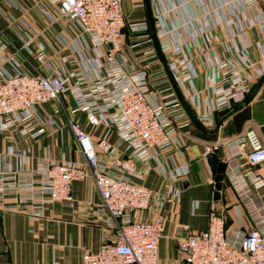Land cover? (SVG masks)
<instances>
[{
	"label": "built area",
	"instance_id": "obj_1",
	"mask_svg": "<svg viewBox=\"0 0 264 264\" xmlns=\"http://www.w3.org/2000/svg\"><path fill=\"white\" fill-rule=\"evenodd\" d=\"M150 1L169 69L199 122L212 129L215 114L231 111L264 75V0ZM123 3L0 0V134L20 126L23 136L45 135L57 122L40 107L69 95L68 125L84 159L39 158L29 170L31 158L10 148L9 155L21 161L14 169L0 167V209L31 207L29 217L39 220L54 203L72 208L73 184L91 179L100 196L99 220L114 237L98 251L84 249L82 264H161L162 213L167 201L179 199L176 178L188 174L184 164H162L160 155L175 149L181 156L185 131L193 125L157 58L145 1L131 0L142 14L134 22L127 21ZM125 34L133 52L124 48ZM199 68L206 74L203 89L194 83ZM100 128L104 132L96 138ZM226 144L225 175L254 227L229 234L224 217L212 209L206 231L180 230V258L168 264H264V202L252 191L263 188L264 179L245 175L239 162L245 157L250 166L264 164V145L252 132ZM213 152L207 147L202 156ZM154 169L171 180L163 191L144 184ZM8 197L14 204L5 202ZM146 212L154 217L140 219ZM241 217L235 207L239 224Z\"/></svg>",
	"mask_w": 264,
	"mask_h": 264
},
{
	"label": "crops",
	"instance_id": "obj_2",
	"mask_svg": "<svg viewBox=\"0 0 264 264\" xmlns=\"http://www.w3.org/2000/svg\"><path fill=\"white\" fill-rule=\"evenodd\" d=\"M31 17L36 20L38 26L45 24L36 11H33ZM249 35L252 41L256 40L254 31ZM198 70L194 83L196 88L203 89L206 74L200 68ZM66 98L57 101V104L50 102L40 107L43 115H48L57 122V127H48L45 135L38 138L23 136L20 126L0 134V167L14 169L19 165L21 160L9 155L10 148H16L31 158L26 167L29 170L36 168L39 158L55 161L64 159L80 164L84 162L68 125V120L72 118L70 107L73 106V101L69 95ZM225 116L226 113H216L215 126L208 130L213 131ZM80 118H83L82 115ZM103 132V128L98 129L95 132L96 138ZM251 132L264 145V85L255 99L226 119L215 135L206 134L192 126L185 131L181 156L175 149L160 155L162 164L177 167L184 164L188 169L186 176L176 178V186L179 183L181 191L179 199L175 202L167 201L162 213L165 231L160 245L161 264H166V261L178 256L177 239L184 234L180 232L181 229L191 232L208 229V215L212 209L224 217L227 233L234 234L240 229L247 232L252 230V215L247 207L241 204L225 174L219 191L220 198L215 199L216 181L207 159L202 156L207 147L216 148L215 153L219 155V160L225 162L230 157L226 142ZM110 139L118 142L115 133L111 134ZM241 150L246 154L249 146L245 145ZM239 162L245 165L242 171L245 175L252 173L264 179V164L250 166L245 157H241ZM144 184L160 192L171 185V180L166 179L158 169H154L144 180ZM252 191L264 202V187L260 190L252 187ZM72 194L75 201L72 208L54 203L39 220L29 217L31 207L10 211L0 209V264H82L84 249L98 251L103 243L111 240L114 237L112 231L99 220L97 211L100 196L92 180L74 183ZM5 202L14 204L15 199L8 197ZM235 207L242 213L241 227L235 219ZM153 217L154 214L147 212L139 215L142 220H151Z\"/></svg>",
	"mask_w": 264,
	"mask_h": 264
},
{
	"label": "water",
	"instance_id": "obj_3",
	"mask_svg": "<svg viewBox=\"0 0 264 264\" xmlns=\"http://www.w3.org/2000/svg\"><path fill=\"white\" fill-rule=\"evenodd\" d=\"M144 1H145L146 20L148 22L149 32H150V36H151V39L153 42L154 49L156 51L157 58L161 62V64L163 65V68L165 70L167 78H168L169 82L171 83V86H172V88L176 94V97H177L179 103L181 104V106L184 109L188 119L190 120V122L192 123L193 126H195L197 129H199L200 131H202L206 134L215 135L217 133V131L219 130L220 126H222V124L224 123V121L226 119L233 116L237 112L241 111L244 107L249 105L255 99V97L259 93L260 89L264 85V75L254 85V87L252 88L250 93L240 103L236 104L230 112H228L226 114V116L218 123L217 127L213 131L208 130L205 126H203L199 122V120L195 116L192 108L190 107V105L188 104L186 99L184 98L178 84L176 83V81L174 79V76L172 75V73L169 69L168 63H167L165 56L161 50V47H160V44H159V41L157 38V32H156L155 21H154L153 12H152L151 1L150 0H144ZM207 163L210 166L212 175L216 181L217 192L215 195V199L218 200L220 198L219 197V191L222 187V182L224 180V174H225L226 169H227V164L223 161H220L219 155L215 152L211 153L208 156ZM177 186H179V183Z\"/></svg>",
	"mask_w": 264,
	"mask_h": 264
},
{
	"label": "rangeland",
	"instance_id": "obj_4",
	"mask_svg": "<svg viewBox=\"0 0 264 264\" xmlns=\"http://www.w3.org/2000/svg\"><path fill=\"white\" fill-rule=\"evenodd\" d=\"M123 11H124L125 16L127 17L128 22H134L135 20L139 19L138 17H140V15L142 17L141 12L135 11L133 9L131 0H124ZM131 46H132V40L129 38L128 34H125L124 48L129 53L133 52ZM54 104H57V101H54ZM179 258H180L179 254H178V256H175V260L179 259ZM165 263L168 264L169 262L166 261Z\"/></svg>",
	"mask_w": 264,
	"mask_h": 264
},
{
	"label": "trees",
	"instance_id": "obj_5",
	"mask_svg": "<svg viewBox=\"0 0 264 264\" xmlns=\"http://www.w3.org/2000/svg\"><path fill=\"white\" fill-rule=\"evenodd\" d=\"M226 114L228 113V112H225Z\"/></svg>",
	"mask_w": 264,
	"mask_h": 264
}]
</instances>
